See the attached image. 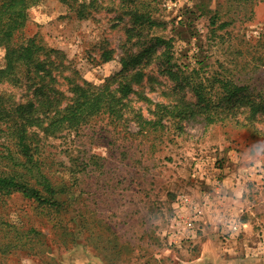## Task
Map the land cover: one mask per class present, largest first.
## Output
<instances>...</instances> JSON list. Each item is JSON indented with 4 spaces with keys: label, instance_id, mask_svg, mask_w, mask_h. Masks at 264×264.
<instances>
[{
    "label": "rangeland",
    "instance_id": "rangeland-1",
    "mask_svg": "<svg viewBox=\"0 0 264 264\" xmlns=\"http://www.w3.org/2000/svg\"><path fill=\"white\" fill-rule=\"evenodd\" d=\"M34 37L47 49L37 55L43 68L0 80V172L42 191L46 177L65 210L57 217L18 194L5 198L0 264H85L87 250L134 264L137 249L196 251L191 239L201 235L228 260L264 264V115L250 119L243 96L206 109L169 74L208 89L228 79L264 101V2L44 0L14 44ZM157 37L172 41L169 64ZM134 57L139 64L124 70L122 59ZM75 86L103 94V108L77 126L52 121L77 100ZM18 117L31 119L32 162L12 135ZM183 195L202 212L192 232L177 224Z\"/></svg>",
    "mask_w": 264,
    "mask_h": 264
},
{
    "label": "trees",
    "instance_id": "trees-1",
    "mask_svg": "<svg viewBox=\"0 0 264 264\" xmlns=\"http://www.w3.org/2000/svg\"><path fill=\"white\" fill-rule=\"evenodd\" d=\"M43 1L44 0H0V48L6 49V66L0 69V80L4 81L8 79L10 82H16L19 81L17 76L20 70H26L28 74L33 76V74H37L38 71L43 68L42 63L37 60V55L47 49L45 46L37 43V38H29L26 43L21 45L15 46L14 44L17 35L28 24L30 10ZM60 1L64 3L67 2V0ZM233 2L238 6H247L256 2H264V0H233ZM142 18H144L143 15L135 16L137 22H141ZM148 22L149 24H157L152 19H149ZM155 45L164 48L163 56L169 64L171 62V51L173 48L172 41L157 37ZM110 59V56L106 57V60ZM139 62V57H134L129 61L122 59L123 69L127 71L132 64L136 66ZM169 74L173 80L177 82L180 81V84L185 83L187 86H190L198 98L199 103L206 109L211 106H216V104L229 103L243 96L249 108L250 119L256 120L260 115H264V101L253 100L247 94V86H239L228 79L216 78L210 82L212 85H210V89H208L204 80L199 83L188 77L182 79L177 72L174 73L171 69ZM135 76L137 80L140 81L144 73L138 71ZM124 89L126 90L124 92L125 95L131 92L130 85L124 86ZM215 90L219 92H217L216 97L213 95V91ZM73 91L75 95L79 94L77 100L63 111H55L52 121H56L58 118L59 121L64 124H74L77 126L81 121L87 118V115L98 113L103 108V94H88L87 90L78 86H75ZM45 97L49 99V95ZM106 101H108V99ZM25 111V106H20L17 109V112L24 113ZM23 119L24 121L22 123H19V117L17 120L13 121L12 135L20 153L28 162H32L33 153L31 152V137L28 133V124L31 119L29 117H24ZM0 120H4V118ZM6 122L11 121L9 120ZM1 130L3 129L0 128V132ZM43 130H45V128H43ZM41 179L42 182H40L39 185L44 187L43 191L31 186L26 181L19 180L16 176L4 175L0 172V203L5 198L18 194L25 200L35 203L37 208L39 207L42 212L46 210L50 212L51 210L56 213L57 217L63 215L65 205L57 199L56 195L58 192L54 190L46 177H42Z\"/></svg>",
    "mask_w": 264,
    "mask_h": 264
},
{
    "label": "crops",
    "instance_id": "crops-1",
    "mask_svg": "<svg viewBox=\"0 0 264 264\" xmlns=\"http://www.w3.org/2000/svg\"><path fill=\"white\" fill-rule=\"evenodd\" d=\"M192 241L198 246V250L194 251L186 247L173 250H160V254L157 255L158 250L142 252L135 250L136 260L134 264H250V259H230L224 257L222 253L216 250L203 248L205 238L197 236ZM195 249V248H194ZM155 256V258L153 257ZM85 264H111L103 255L98 253H92L91 250H87V258Z\"/></svg>",
    "mask_w": 264,
    "mask_h": 264
},
{
    "label": "built area",
    "instance_id": "built-area-1",
    "mask_svg": "<svg viewBox=\"0 0 264 264\" xmlns=\"http://www.w3.org/2000/svg\"><path fill=\"white\" fill-rule=\"evenodd\" d=\"M178 202L179 205L187 208L186 214L178 218V227H183L185 230L192 232L195 228V224L202 216L201 209L191 198L185 195L179 197ZM234 230H237V227H234Z\"/></svg>",
    "mask_w": 264,
    "mask_h": 264
}]
</instances>
